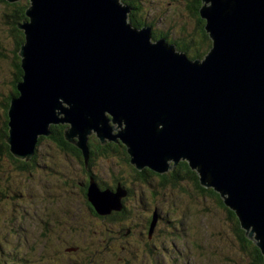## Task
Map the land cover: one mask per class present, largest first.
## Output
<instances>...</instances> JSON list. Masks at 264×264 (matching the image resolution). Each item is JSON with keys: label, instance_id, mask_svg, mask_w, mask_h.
Listing matches in <instances>:
<instances>
[{"label": "water", "instance_id": "95a60500", "mask_svg": "<svg viewBox=\"0 0 264 264\" xmlns=\"http://www.w3.org/2000/svg\"><path fill=\"white\" fill-rule=\"evenodd\" d=\"M29 1L11 151L29 156L50 124L68 123L65 138L84 153L93 130L122 140L138 169L186 160L264 255V0H203L212 46L196 59L134 27L119 0ZM124 194L89 188L100 213Z\"/></svg>", "mask_w": 264, "mask_h": 264}, {"label": "rangeland", "instance_id": "374dc122", "mask_svg": "<svg viewBox=\"0 0 264 264\" xmlns=\"http://www.w3.org/2000/svg\"><path fill=\"white\" fill-rule=\"evenodd\" d=\"M142 1L145 3L143 15L146 12V17L153 16L154 21L158 19L153 24L155 30H161L159 26L163 24L166 27L164 32L177 33L180 19L175 14H178L181 0H141V4ZM29 5L28 0L27 8ZM149 22L152 21H146L145 25L150 26ZM10 43L0 17V45L8 48ZM11 78L10 65L5 59H0V90L7 91ZM109 123L111 125V121ZM92 131L91 135L94 134ZM111 133L116 134V131L111 130ZM55 146L54 143L48 146L45 141L39 145L43 158L51 162L50 170L56 169L52 178H45L44 172H35L33 180L19 179L12 170L0 172V181L7 180L10 184L21 181L19 186L26 187V203L14 209H23L28 216H32L31 219L27 216L25 220L13 217L12 201L8 197L1 200V210L9 209L10 213H0V264H246L225 211L211 198L199 196L190 181H182L190 186L189 193L182 192L178 187L160 189L154 178H149L147 183H134L132 217L136 227L132 234L125 233V226L110 227L106 223L100 226L104 222L81 212L79 198L71 193L77 192V189L69 184L64 190L66 186L61 180L56 181L59 171L78 176L79 167L73 155L60 153L57 156H61V161L57 160L53 148L58 151V147ZM98 169L107 183L117 176L131 177L127 169L123 171L124 168ZM152 190L156 193L154 197L150 195ZM133 196L131 194L126 203L129 207ZM156 208L162 219L158 223L162 233L153 235L152 241H141L139 233L146 232L147 216ZM46 220L53 226L50 233H45L44 225L40 223ZM9 229H14V234H6ZM146 242L154 248L153 254L148 251L150 246L146 248ZM19 256L23 260H18Z\"/></svg>", "mask_w": 264, "mask_h": 264}, {"label": "trees", "instance_id": "16d2710c", "mask_svg": "<svg viewBox=\"0 0 264 264\" xmlns=\"http://www.w3.org/2000/svg\"><path fill=\"white\" fill-rule=\"evenodd\" d=\"M121 2L130 7L128 20L134 27L141 28L145 26L146 21H152L149 22L152 40L163 38L167 44H174L177 51L184 52L189 59L204 57L212 46L211 38L205 30L206 20L201 16V8L204 5L203 0H181L177 11L178 14H175L179 17L180 21L177 26L178 31L177 33H174V35L170 34L169 30L168 32H164L163 28L166 29V27L162 24L163 21L159 22V25L162 24L159 28L162 29L155 30L154 25L158 19L155 18L157 21H154L153 16L151 17L147 15L146 17V12L143 15L145 10H143L145 6L143 1L142 4L141 0H121ZM0 4H2L0 9L1 21L5 26L6 36L11 40L10 47L8 48L7 46L2 47L0 45V59H5L7 61L10 65L12 74L11 82L9 83L7 91L4 92V90H0V172H8L9 170H12L14 176L19 177V179L25 178L31 180H33L32 178L36 173L44 172V176H46L45 178L48 179L51 175H54L56 169L54 171L50 170L51 168H49V166L51 165V162L43 158V155H41L39 151V145L41 141H45L48 146L54 143V146L56 145L55 147H58V151L53 148L57 160L61 161V159H59L61 156H57L60 153L68 156L73 155L77 159L79 167L78 176L70 174L68 171L65 173L59 171L58 174L60 177L58 176L56 181L61 180L62 185L66 186V188H63L64 190H67V185L69 184L70 187L77 189V192L71 191V193L75 196L77 195L79 198V202L82 206L81 212L84 211V213L90 216V218L100 219L101 222H104L100 226L106 224L110 227L119 225L121 228L122 226H125L123 228H125V233L127 234H132V230H135L136 227L133 223L132 217L134 214L133 202L135 201V196H133L132 192V184H143L148 181L149 178H154L156 179V186L160 189L178 187L182 192L189 193L190 186L183 184L182 181H190L192 186L200 194L199 196L202 198H211L214 203L218 204L225 211L227 218L231 223L230 228L233 229L235 237L239 240L238 243L245 263L264 264V255L255 242L246 236L245 231L240 227L235 212L223 203V198L212 187H207L201 184L197 170L190 168L186 160H179L176 163L171 162L170 167L161 172L155 171L148 166H143L138 169L130 161L127 147L119 138L116 140L105 139L102 142L95 135L88 136L85 144L86 153H84L83 150L65 138L64 133L66 125L55 124H50L48 126V135L43 134L37 136L34 151L31 155L22 158L16 156L11 151L10 145L6 141V138L9 135L8 109L10 107V99L17 98L19 95L17 84L22 81L23 70L21 68V57L18 55V51L23 43H25V34L23 29L20 28V25L29 20L26 15L28 0H16L13 2L0 0ZM167 19L168 18L165 20ZM73 140L75 141L76 138ZM105 167H113L115 169L124 168L123 171L128 170L131 177L130 179L126 178V180L124 177L117 176L112 178L111 183H107L106 180L101 178L98 171V168L102 169ZM20 182L21 181L15 183V181H12L13 184H10L7 180L0 181V202L8 197L12 201L10 204L12 207V216L25 220L28 214H26L23 209L19 211L14 209L16 208L15 206H23L26 203L25 196L27 190H25L26 187L19 186ZM92 183H95L100 191L107 189L111 193H115L118 189L123 190L125 194L120 198V207L110 209L108 212L104 213L98 212L89 198V188ZM131 194L133 200L131 199V207H129L126 203L130 200L129 198ZM150 195L154 197L156 196V193L152 190ZM17 201L18 203L16 204ZM8 211L9 209L1 210L0 208V213H10V211ZM154 211H156L157 214V221L150 232L153 212L151 215L147 216L146 232L139 233L141 241L142 239L152 241L153 235L158 232L162 233L158 227L159 221L162 220L160 219V213L157 208ZM28 217L30 219L32 218V216ZM40 223L44 225L42 228L45 233L51 232L53 228L52 223L48 220L45 222L40 221ZM110 227L109 230L111 231ZM14 231V229H9L6 234L12 235L14 234ZM148 247V251L153 254L154 248L151 247L150 243H147L146 248ZM196 247L200 248L198 244H196ZM19 259L23 260V257L21 258L19 256L18 260ZM5 264H8V262Z\"/></svg>", "mask_w": 264, "mask_h": 264}, {"label": "bare ground", "instance_id": "6f19581e", "mask_svg": "<svg viewBox=\"0 0 264 264\" xmlns=\"http://www.w3.org/2000/svg\"><path fill=\"white\" fill-rule=\"evenodd\" d=\"M113 125H114V126H116L117 124H116V123H114ZM120 126H121V125H120ZM117 128H118V127H117ZM95 199H99V198H95Z\"/></svg>", "mask_w": 264, "mask_h": 264}]
</instances>
